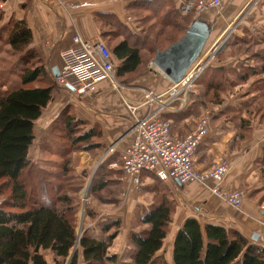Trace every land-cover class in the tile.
Masks as SVG:
<instances>
[{
  "label": "trees",
  "instance_id": "1",
  "mask_svg": "<svg viewBox=\"0 0 264 264\" xmlns=\"http://www.w3.org/2000/svg\"><path fill=\"white\" fill-rule=\"evenodd\" d=\"M5 1L0 0V3ZM191 1L198 3L200 0ZM260 2L264 9V0ZM181 6L182 3L176 5L174 0H134L127 10L143 35L139 31L132 32L115 15H96L102 36L117 63L115 75L120 83L131 86L134 82L128 80L141 74L144 50L149 47L152 61L157 51H163L180 40L197 20L208 23L212 33L211 22L194 11L183 14ZM3 21L4 13L0 9V41L7 34L5 58L12 63L19 57L20 66L17 72L15 68H6L7 63H2L4 68H0V195L8 193L0 208V264H48L42 251H50L55 264H65L70 256L69 264H78V251L71 255L76 245L86 264H118V257L112 255L110 249L120 234L119 219L100 225L99 235H91L86 230L80 239L74 224L77 208L72 194L82 187L75 182L79 179L72 177L75 155L85 151L95 156L106 147L99 126L91 125L84 130L87 121L71 115L64 117L69 148L57 154H54L56 150L51 152L63 159L56 167L59 174L36 175V179H42H34L36 195L30 193L25 173L32 166L30 149L35 141V123L52 103L58 85L46 71L41 57L31 48L33 35L27 22L11 20L4 24ZM228 55L233 56H229L232 58L229 70L223 63L224 56ZM237 58L243 61V65H235ZM252 79L255 82L251 86L257 87L253 98L257 100L263 96L259 108L263 112L260 119H264V25L258 26L248 37H231L198 80L200 94L190 99L184 111L185 118L199 117L210 105L223 106V95L228 90L248 84ZM253 107V104H243L235 112H224L245 114L246 118L240 121L241 128L249 131L253 119L248 116L254 115ZM178 116L168 111L161 118L171 124L172 136L185 138V130L188 129L187 134H190L196 124L193 129L186 125L182 129L176 125ZM240 136L242 139L246 137L244 134ZM46 163L58 165L54 160ZM117 171L122 174L121 170ZM112 176L113 172L107 166L100 168L94 177L92 194L102 202L116 204V196L123 192V185L111 180ZM155 179L160 181L157 177ZM154 187L151 192L155 194L156 202L135 222L130 234L132 264H169L164 258L156 261V255L164 247L174 206L168 189ZM88 217L90 220L96 218L94 213ZM173 264H264V247L235 230L213 224L202 225L196 218H188L174 239Z\"/></svg>",
  "mask_w": 264,
  "mask_h": 264
},
{
  "label": "crops",
  "instance_id": "2",
  "mask_svg": "<svg viewBox=\"0 0 264 264\" xmlns=\"http://www.w3.org/2000/svg\"><path fill=\"white\" fill-rule=\"evenodd\" d=\"M133 1L60 0L61 4H58L45 3L41 0H6L0 3V8L4 13V24L11 20L27 22L33 35L31 48L41 57L46 71L55 80L54 69L60 72L64 68L70 58L69 52L71 50L77 53L81 51L80 47L74 44L76 36L93 44L104 42L109 47L107 40L102 36L96 15H115L121 22L128 25L132 32L138 33L136 21L127 10ZM174 1L176 5H181L186 0ZM253 1L255 0H235L232 6L236 9L231 12L223 10L222 21L219 20L220 25L219 21L214 23L212 19L204 17L213 24L209 39L212 41L210 45L218 43L228 30V27L223 29L222 25L235 23L242 11L248 8ZM250 14L253 16L248 17ZM248 15L242 16L243 21L253 20L255 27L250 30V33L237 34L239 38L248 37L256 31L258 26L264 25V9L260 1ZM146 69L147 71L131 86H124L120 83L122 88H116L109 80H101L82 97L68 88L60 87L55 90L52 103L35 123V141L30 149V159L34 158L32 155L34 151L40 157L44 152L43 145L47 141L48 131L52 129L56 120L60 119L61 112L73 106L79 119L101 128L103 143L107 149H115L109 160L120 163L121 155L131 141L137 117L143 116L146 112L142 104L143 96L137 93L136 89L145 88L154 91L162 89L164 91L170 83L167 78L149 65ZM194 97L196 96L191 98ZM188 105L189 102L187 104L178 103L173 108L175 111L171 112L179 115V123L177 122L176 125L182 129L185 125L193 129L198 120L195 116L185 118L184 111ZM132 106H139V108L134 111ZM243 118H246L245 114L239 116L225 113L223 110L215 114L211 120L210 134L194 156V165L199 171L211 169L221 160L229 162L230 170L222 183V190L244 193L245 198L241 210L234 209L198 183L183 185L176 180L163 182L168 186L167 189L169 188L174 212L164 247L157 253L156 261L164 258L169 264H173L174 239L183 222L188 218H196L202 225L213 224L235 230L245 238L264 247V119L252 121L249 131H246L241 128L240 121ZM187 130H185L184 137L189 135ZM241 134L246 135L245 139L241 138ZM84 158L88 162L93 160L88 155H84ZM155 178L154 174L143 173L140 179L143 191L136 193L130 190L129 195L133 194L128 198L127 209L120 214L109 213L105 216L108 219L120 218L125 225L110 249L111 254L118 257V264H124L121 254L128 250V237L132 223L143 216L153 204L147 203L146 197L149 196L150 191L146 193L145 189L156 182ZM139 206H141V211H136ZM87 224L88 222L85 224L86 230H88ZM254 236H257L256 240L253 239ZM76 251L79 254L78 264H86L78 246L72 250L71 255ZM42 254L48 264H55L50 251H42ZM71 258L72 256L65 264H69Z\"/></svg>",
  "mask_w": 264,
  "mask_h": 264
},
{
  "label": "built area",
  "instance_id": "3",
  "mask_svg": "<svg viewBox=\"0 0 264 264\" xmlns=\"http://www.w3.org/2000/svg\"><path fill=\"white\" fill-rule=\"evenodd\" d=\"M41 1L61 4L60 0ZM221 7V0H200L198 3L189 0L182 4L180 10L183 14L194 11L197 16H201L208 11H218ZM226 32L222 39L207 51L206 46L180 83L169 81L166 92L160 94L149 89H140L146 112L143 116L137 117L131 141L121 155V162L112 164L114 169L122 171L121 180L128 186L139 190L142 174L151 173L161 182L178 180L183 185L198 183L234 209L241 210L244 193L222 190V183L230 170L227 160H221L213 168L202 171L196 170L194 165V156L198 148L210 134L212 113L207 111L199 117L193 131L185 138L172 136L171 124L161 118L163 113L173 111L176 104H187L192 96H199L198 80L216 60L223 47L229 43L234 30L231 29L228 34ZM74 44L79 46L81 51L69 52V61L55 77L59 87L71 86L76 94L84 95L101 80H109L116 88H122L115 75L116 63L112 51L104 42L93 44L76 36ZM235 65L241 66L243 61L236 59ZM149 66L159 72L152 61ZM138 108L139 106H135L134 111ZM2 205L3 202L0 201V208ZM87 227L92 226L89 224Z\"/></svg>",
  "mask_w": 264,
  "mask_h": 264
},
{
  "label": "rangeland",
  "instance_id": "4",
  "mask_svg": "<svg viewBox=\"0 0 264 264\" xmlns=\"http://www.w3.org/2000/svg\"><path fill=\"white\" fill-rule=\"evenodd\" d=\"M221 1H222L221 9H219L218 11H208L203 15V17H207L209 19H212V21H214V23H217L219 20L222 21L223 15L221 16V14H223V10L224 11L226 10V12L227 11L231 12V11H234L236 9L234 6H232L233 3L235 2V0H221ZM259 1H261V0H257L256 3H259ZM254 2L255 1H253V3H251L248 8L246 7L242 11V13L240 14V16L237 19L238 21L235 20L236 22L233 23L232 25H228V24L222 25L223 29H226L227 27H229L226 34H228L231 29H232V31L234 30L233 35H237L239 33H246V32L250 33V30H252V28L255 27V24H254L253 20L243 21L244 18L242 16L243 15H244V17L247 16L253 9H255L257 4L255 5ZM251 8H252V10H251ZM230 14L232 15L233 13H230ZM250 16H253V15H251V14L248 15V17H250ZM241 17L243 19H241ZM220 21H219V25L221 23ZM222 27L220 26V29ZM141 32L142 31H139V33H141ZM6 37H7V34H4L3 39L5 40ZM4 40L0 41V68H4V65H1L2 63H4V64L7 63L6 68H9L12 70H14V68H15V72H17L19 69V66H20L19 57L15 58V60L12 63L9 62L5 58ZM211 42L212 41L208 42L206 51L209 50L210 47L212 46V45H210ZM148 48H147V50H144V53H143L144 54V64L141 68V72H140L141 74H139L138 76L137 75L133 76L132 79H130L128 81L135 83L136 81H138V79L141 77V75L145 71H147L146 67H148V65L151 62L150 53L148 52ZM229 56L230 55L224 56V60H223V63L225 62L224 64L227 65V70H229L230 67H232L231 60H230L232 58H229ZM230 57H233V56H230ZM237 59H239V58H237ZM1 60L3 62H1ZM226 61L228 63H226ZM254 82H255V79H252L249 81L248 84L240 85V87H237V88L234 87V88H232V91L228 90V92H226V95H223V98L225 100L223 106H220V107H214L212 105H210L209 107L207 106V108H205V110H203L201 112L199 117H201L207 111L211 112L212 115L215 116V114L219 113V111H222V110H223V112L226 110H228L229 112H233V111L235 112L243 104H245V105L253 104L254 107H253L252 111L253 112L255 111V113L253 116H248V118H252L253 119L252 121H256V120L260 119L261 116L263 115V112H262L261 108H259V107L261 106V102L263 101V96L259 97L257 100L253 98V96H254L253 91L255 88H257V87L251 86V85L254 86V84H252ZM58 88H60V87L59 86L56 87L55 90H58ZM136 90H137L136 91L137 93H139V94H141V96H143L140 90H138V89H136ZM165 90L166 89H164V91ZM152 91H154V90H152ZM159 91H162V89H158L154 92H156L158 94L164 92V91H162V92H159ZM78 96L82 97V95H78ZM132 107L134 108L135 106H132ZM73 108H74L73 106H70V107H67L66 109H64L61 112L62 114L60 115V119L56 120L52 129L50 130L51 132L48 131V134L46 136L47 141H45V143L43 145L44 152L40 155V157L37 156L36 151H34V153L32 154L34 156V158H33L34 160L31 159L32 160V166H30V168L25 173V179L28 182V186L30 188V193L32 194V196L36 195V192H35L36 184H35L34 179L40 180V181L42 179V178L36 179V175H39V177H41V176H45V174H49V173L59 174L58 168L56 169V167H58L62 163L63 159H61V158L59 159L54 154H57L58 152L60 153L62 150H66L69 148L70 142L67 139V134L64 131V117L71 115L72 117L78 118V114L76 113V110H74ZM174 111H171V112H174ZM199 117H198V119H199ZM89 126H91V124L87 122V125L84 127V130L88 129ZM37 148H38V145H37ZM55 150H56V152L54 154H51V152H54ZM114 150L115 149L113 148L112 151H109V149H107V147H105L102 151H100V153H98L95 156L91 155L90 153H87L85 151H79L75 155V159H74V163H73V167H72V171H73L72 177L74 179L78 178L79 181H75V182L77 184L82 185L81 189H79V191L76 194H72L74 197L76 208H77V214L74 218V224L76 226L78 238L79 237L81 238L82 235L84 234V231L86 230L85 224L87 222H88L87 226L89 224H91V226H92L91 228H89V227L87 228L89 230V233L91 235L99 234L100 225H102L105 222L107 223L108 221L110 222L112 220H116V219H108L105 216H107L109 213L120 214V212L127 209L128 198L131 196V194H133V193H131L129 195L130 190L132 192H136V193H140V191L141 192L143 191L141 185H140L139 190H136V189L132 188L131 186H128V184L125 183L124 180H121L123 178V174L119 173V171H117L116 169H114L112 167L114 160H111V159L109 160V157L111 156V154L114 153ZM84 155H88L93 160L91 162L86 161L84 158ZM52 160H54V162L55 161L58 162L57 163L58 165L53 166L52 165L53 163H46V162H50ZM84 163H86V164H84ZM103 166H107L108 170L113 172V176L111 177V180H113L114 182H119L123 185V192L121 191L116 196V197H118L116 204L102 202L101 200H99L97 197H95L92 194L94 177H95L96 173L100 170V168H102ZM58 182L59 181H57L56 184H58ZM37 183H38V181H37ZM153 186H155L154 188L159 187L160 190H162L163 188L167 189V187H168L163 182H160V181L154 182L151 185V187L145 189L146 193H148V191H150L149 196L146 197L147 203L156 202L155 194H153L151 192V188ZM7 196H8V193L0 195V201L5 202V200L7 199ZM140 209H141V206H139L136 209V211L137 210L141 211ZM90 213H94L96 218H93V220H90L88 217V214H90ZM101 216H103V217H101ZM118 219L121 221V226H122L121 229H124L125 228L124 222L120 218H118ZM135 222H133L131 227H130V234H131V231L133 229ZM128 239H130V235H129ZM76 246H78V245H76ZM121 257H122L121 259H123L124 264H132V261L130 260L131 259L130 247H128V250L126 252L124 251L121 254Z\"/></svg>",
  "mask_w": 264,
  "mask_h": 264
},
{
  "label": "water",
  "instance_id": "5",
  "mask_svg": "<svg viewBox=\"0 0 264 264\" xmlns=\"http://www.w3.org/2000/svg\"><path fill=\"white\" fill-rule=\"evenodd\" d=\"M210 36L211 29L208 23L197 20L187 29L180 40L163 51H157L152 60L153 65L170 82L180 83L206 48ZM58 75V70L54 69V76L57 77ZM67 88L75 91L71 86H67ZM176 181L179 183L178 180ZM253 239L256 240L257 236H254Z\"/></svg>",
  "mask_w": 264,
  "mask_h": 264
}]
</instances>
